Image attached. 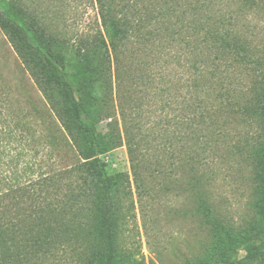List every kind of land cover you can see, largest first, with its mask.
<instances>
[{"label": "rangeland", "instance_id": "374dc122", "mask_svg": "<svg viewBox=\"0 0 264 264\" xmlns=\"http://www.w3.org/2000/svg\"><path fill=\"white\" fill-rule=\"evenodd\" d=\"M0 1L1 8L8 13L13 12L11 5H19L38 25L65 38L67 46L56 48V52L70 63L69 50L74 48L75 38L95 29L100 19L96 0ZM104 1L111 13L120 7V0ZM156 5L168 4L162 0ZM175 8L184 14L183 27H191L186 29V34L191 35V46V39L198 43L195 56L200 70L206 66L205 57L208 63L216 51L204 36L205 28H192V15L212 16V22L223 33L245 40L255 57L264 62V0H180ZM175 14L171 8L161 17L172 20L176 28L180 21ZM161 36L147 42L143 36L141 44L127 43L118 53L117 69L113 51L108 49L107 54L98 45L86 51L80 61L84 78L80 80L81 86L76 84L79 90L74 97L83 104V119L98 144L96 153L104 164V175L87 179L70 204L68 218L81 223V233L95 232L104 203V177H109L115 245L124 264H264V179L259 176L264 174V155L263 166L254 162V149L264 139V123L251 118V124L234 119L222 124L215 118V125L209 120L197 124L200 114L213 113L216 108L208 95L198 90L199 94L187 100L196 107L197 116L193 124L184 125L189 123L185 118L188 106L174 94L173 87L167 88L164 80L180 78L182 74L188 79L192 75L189 62L194 51L184 46V50H169L168 40L159 39ZM116 40L117 36L112 34L111 41ZM169 56V75L167 69L160 73L155 63ZM186 81L179 87L180 92L187 93ZM43 86L46 87L40 73L28 68L0 28L1 189L10 181L45 175L52 177L50 183L72 181L73 176L65 170L83 161L78 146L83 154L88 153L89 140L78 129V123L70 120L74 113H67L60 94L53 95L49 90L45 93ZM125 127L134 136L130 147ZM165 129L171 132L162 136L163 141L157 134ZM154 137L164 142L161 153L154 149ZM139 153L147 154L148 160L152 156L160 158L166 171L164 185H158L148 170L141 172L143 168L138 167L146 182L137 188L132 165H143ZM187 161L195 165L194 171ZM75 183L80 184V179ZM197 193H207L212 215L225 221L223 225L232 238L254 243L251 255L242 248H222L218 234L204 215L193 212ZM49 199L53 203L56 200L53 196ZM57 254L38 255L27 264H76L74 253L59 250Z\"/></svg>", "mask_w": 264, "mask_h": 264}, {"label": "trees", "instance_id": "16d2710c", "mask_svg": "<svg viewBox=\"0 0 264 264\" xmlns=\"http://www.w3.org/2000/svg\"><path fill=\"white\" fill-rule=\"evenodd\" d=\"M161 1L120 0V7L116 12L111 13L104 0H96L99 22L96 21L95 29L75 38L73 41L74 48L69 50L72 57L71 63L67 57L56 52V48L67 46L65 38L56 36L44 25H38L19 5H11L13 12L8 13L5 8H1L0 1V28L9 37L28 68L32 69L35 74L40 73V79L46 86H43L45 93H48L47 90H49L54 92L53 95L60 94L61 99L65 100L66 106L64 108L67 113H74V118L70 120L78 123V129L85 135L86 140H89L87 142L88 153L83 154L82 149L78 146V152L83 157V161L74 168L65 170V172L71 173V178L73 176L72 181L50 183L53 181L52 177L48 178L45 175L15 183L10 181L4 183L6 184L4 189L0 188V264H27L38 255L55 257L59 250L64 251V253L66 251L74 253L76 264L125 263L124 260L120 259L115 245L112 211L109 208L111 204L109 177H104L102 194L104 203L98 229L93 233H81V223L68 218L71 212L70 204L76 200L87 179L104 175V164L96 153L98 144L93 140V132L91 128L87 127L83 119V104H81L80 99L77 100L74 97L75 91L79 90L75 87L76 84H80V80L84 78L80 61L84 58L85 52L93 45L100 46L102 51H106L107 54L109 53L108 49L113 51L112 56L117 59L116 69L120 67L118 57L120 50L127 47V43L138 41L141 44L143 36L146 37L145 42H147L152 37L154 40L157 35H162L158 38L164 37L168 40L167 47L169 50L176 48L184 50L181 46L190 47L194 51L190 59L192 63L189 62L192 75L188 76V79H186L185 74H182L180 78L169 77L164 80L167 88L173 87L174 94H178L183 104L188 106L189 112L185 118L189 123L183 124H193L195 121L197 115L194 108L196 107L191 103L188 104L187 100L199 94L200 91L198 90L206 93L208 100L212 101L213 105L216 104V108L213 113L200 114L198 117L201 118L197 124L207 123L206 121L209 120L210 124L215 125L217 118L221 120L222 124L230 119L251 124V118L258 120L259 124L264 123L263 60L255 57L245 40L231 38L229 33H223L217 23L212 22V16L202 15V18H195L192 15V28H199L200 25L205 28L204 36L207 35L208 41L211 42L209 43H213V48L216 51L208 63L207 56L205 57L206 66L200 70L199 59L195 56L198 43L191 39V46L189 37L191 35L186 34V29L190 30L191 27H183L181 19L184 14L175 8L180 0H169L170 2L165 0V3L168 4L167 7L156 5ZM138 2L140 4H137ZM171 8L176 12L175 15L180 21L176 24V28L172 20L166 21L161 17L165 11ZM217 18H215L216 21ZM150 24H156V27L148 28ZM112 34L117 36L116 41H111ZM126 55L125 53L124 56ZM178 59H180L179 56ZM171 60L172 58L169 56L168 59L156 62L155 66L159 68L160 73L165 72L166 66ZM209 64L215 65V67L211 68ZM221 66H223L222 70L220 69ZM156 68L153 70L157 71ZM167 70L169 75L170 69ZM119 77L120 74H118ZM185 80H187L185 83L188 87L187 93L179 91V87L184 84ZM245 81H247L245 84L247 88L244 86ZM168 131L171 132L169 129ZM168 131L167 129L162 130L157 135L159 137L165 135L166 137ZM125 132L127 144L130 147L134 136L131 135L132 133L130 134L128 127H125ZM153 139L157 141L154 146L155 151L161 153L164 147L163 137V141L156 137ZM262 145H264L263 138L254 149V162L260 166H263L262 157L264 154H261V151L264 146ZM139 156L143 165L136 162L132 165L137 188H142L146 182L145 177L138 173V167L143 168L141 172L148 170L158 185H164L166 171L163 169L160 158L152 156L153 159L148 160L146 159L147 154L143 153H139ZM186 164L190 166L192 171L196 168L189 161ZM149 166L152 169L148 168ZM261 171H264V166ZM259 176L264 179V174L259 173ZM76 178L80 179L81 183L73 185L74 181H77ZM50 196L56 199L54 203L50 202ZM195 199L193 203L194 210L196 204V210L193 212L204 215V219L218 234L222 248L225 247L227 251L242 248L247 254H252L255 250L253 242L249 239L232 238V235L223 225L225 221L212 215V204L209 202L207 193L204 195L197 193ZM131 261L132 258L129 259L128 256V262Z\"/></svg>", "mask_w": 264, "mask_h": 264}]
</instances>
